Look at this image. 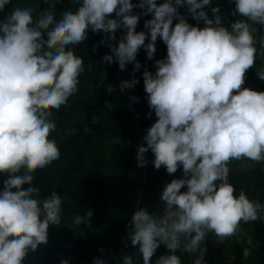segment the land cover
Segmentation results:
<instances>
[{"label":"clouds","instance_id":"obj_1","mask_svg":"<svg viewBox=\"0 0 264 264\" xmlns=\"http://www.w3.org/2000/svg\"><path fill=\"white\" fill-rule=\"evenodd\" d=\"M11 2L0 0V13ZM44 2L48 6L35 18L32 8L14 6L0 19V177H5L0 264H22L29 251L47 244L49 226L61 223V196L53 190L40 198L32 181L36 170L60 158L50 138L56 130L50 117L78 92L85 67L74 48L89 30L106 33L108 41L123 30L115 46L108 44L111 55L102 57L109 64L115 61L121 71L129 63L133 72L141 68L136 60L141 47L152 59L158 37L166 45V56L154 62L155 71L142 72L145 99L156 119L145 130L136 161L144 166L150 150L155 169L163 166L171 175L179 167L183 176L164 184L161 209L139 207L130 216L127 239L142 264H182L178 251L193 256L192 264H207L209 233L228 238L240 231L241 223L264 221V203L244 190L234 195L228 178L232 160L264 164V91L241 87L246 70L255 64L257 43L264 54V36L257 41L253 35V25L264 31V0H228L234 5L230 14L239 18L227 27L212 0H73L79 5L76 11L62 8L58 16L60 0ZM205 6H210L211 18ZM179 7L203 27L186 22ZM134 8L142 11L134 13ZM147 14V34L136 31L139 17ZM256 75L264 81V66ZM136 83L135 78L121 80L120 91ZM106 91L112 92V86ZM91 215L87 210L75 216L74 224ZM160 246L168 251L153 260ZM248 255L244 248L243 256ZM92 264L107 260L93 257ZM122 264H134L133 257L124 255Z\"/></svg>","mask_w":264,"mask_h":264},{"label":"trees","instance_id":"obj_2","mask_svg":"<svg viewBox=\"0 0 264 264\" xmlns=\"http://www.w3.org/2000/svg\"><path fill=\"white\" fill-rule=\"evenodd\" d=\"M131 2L138 4L139 0ZM162 2L157 0L158 4ZM212 2L213 6L220 7L226 27L239 18L230 14L234 5L228 0ZM14 6L32 8L35 18L48 5L44 0H12L0 13V19H4ZM78 6L73 0H60L55 5L56 15L62 8L75 12ZM204 10L211 18L210 6H205ZM140 11L142 9H133L134 13ZM178 11L189 24L203 27V22L193 20L184 7H179ZM150 18L151 14L140 16L135 30L147 34L143 24ZM176 22L174 18L173 24ZM253 28V35L259 41L264 31L259 25H253ZM122 34L123 30L118 29L116 39L108 41L106 33L89 30L87 39L74 48L75 54L83 58L85 67L79 77L78 92L69 97L67 106L52 110L50 117L56 123L50 138L56 141L60 158L46 168L36 170L32 181L41 191L40 198L53 190L61 196V223L49 226L47 244L29 251L22 264H60L62 259H67L69 264H92L93 257L106 259L107 264H122L124 255H131L134 264H142L136 246L127 239L130 216L139 207L149 211L161 209L163 205L158 200L162 187L173 178L183 176L179 167L171 175L163 166L155 169L150 150L145 153L147 163L137 166V147L144 142L145 130L156 119L145 99L142 72L145 69L155 71L154 62L166 56V45L158 37L152 59L146 58L141 47L136 55L141 68L133 72V65L129 63L121 71L115 61L109 64L102 57L111 55L108 44L115 46ZM42 38H46L43 33ZM256 47L255 64L246 70L241 87L261 92L264 81L257 77L256 70L264 66V54H261L259 43ZM130 78H135L138 83L121 92L119 82ZM108 85L112 86V92L106 91ZM228 167L233 194L244 190L250 199L264 203V164L242 158L230 161ZM4 179L0 177V190ZM185 190L186 187L181 188V191ZM87 210H91L90 219L86 218L85 223L76 226L74 217L84 216ZM249 238L251 245L247 243ZM205 244L207 264H264V221L241 223L240 231L228 238L220 239L209 233ZM244 248L249 249L247 258L243 256ZM167 251L163 246L158 247L152 259ZM177 255L182 264H192L194 257L190 254L178 251Z\"/></svg>","mask_w":264,"mask_h":264}]
</instances>
